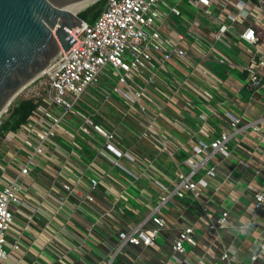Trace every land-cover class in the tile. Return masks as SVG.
I'll return each instance as SVG.
<instances>
[{
	"label": "built area",
	"instance_id": "obj_1",
	"mask_svg": "<svg viewBox=\"0 0 264 264\" xmlns=\"http://www.w3.org/2000/svg\"><path fill=\"white\" fill-rule=\"evenodd\" d=\"M263 32L264 0H105L94 21L84 19L82 26L70 31L74 38L71 48L62 50L24 87L40 79L30 97L36 105L18 128L0 136L13 151L11 162L19 167L16 177L0 184V264H67L65 253L54 259L39 254L25 261L12 257L7 248L19 249L17 243L10 245L9 237L16 205L28 204L23 199L27 191L24 178L49 162L57 167L48 194H59L61 204L56 211L61 212L71 194L83 202H94L98 188L115 195L112 207L128 201V185L116 189L101 159L116 167L121 177L129 176L130 185L142 178L151 180L161 201L151 217L154 226L120 230V243L112 258L127 243L154 244L166 223L161 204L188 192L200 199L201 189L216 173L214 165H207L209 160L216 154L228 157L232 153V131L210 139L196 137L213 131L209 113L202 108L216 107L211 100L219 91L221 78L213 66L237 67L245 86L260 91L264 87ZM240 42L252 49L240 47ZM233 47L244 54V61L237 60L239 55L236 59L228 55ZM109 66L111 70H107ZM99 98L112 107L105 114L97 105ZM171 114H190L195 119L197 129L191 133L194 141L190 146L166 125L184 130L185 116ZM224 117L235 131L249 128L264 133V117L235 116L229 109ZM136 142L142 143L139 147L145 154L136 152ZM179 154L182 160L177 158ZM164 156L177 166L172 186L164 181L166 173L157 163ZM0 167L4 170L2 162ZM202 167H207L204 174L200 173ZM83 181L89 183L85 191L80 188ZM253 201L255 214L264 211V185L254 192ZM34 209L47 213L43 202ZM228 216L229 211L224 210L208 221L207 231L226 228ZM188 245H197L193 224L178 230L172 245L176 260L183 259ZM263 254L264 241L259 251L249 252L248 264H257ZM222 258L241 261L227 251ZM130 264L144 263L134 260Z\"/></svg>",
	"mask_w": 264,
	"mask_h": 264
},
{
	"label": "crops",
	"instance_id": "obj_2",
	"mask_svg": "<svg viewBox=\"0 0 264 264\" xmlns=\"http://www.w3.org/2000/svg\"><path fill=\"white\" fill-rule=\"evenodd\" d=\"M262 40L264 43V32ZM240 47L252 49L250 44L242 42ZM262 48L264 49V44ZM238 52L239 49L233 47L228 55L235 59L239 55L237 60L244 61V54L240 53V56ZM213 67L221 78L219 91H215L211 100L216 107L211 109L202 106L209 113L213 131L210 135L197 134L196 137L210 139L220 135L222 131H232V153L228 157L216 154L209 160L207 165H214L216 173L208 178V186L201 189L200 199H195L188 192L182 198L174 195L171 200L161 204L160 214L166 223L154 244L146 246L127 243L112 258L120 243V230L154 226L151 217L155 214V206L161 201L158 187L151 180L142 178L136 185H130L129 176L121 177L116 167L101 159L102 166L109 170V179L116 189L128 185V201H120L117 206L112 207L115 195L98 188L95 190L94 202H83L78 195L71 194L61 212L56 211L61 204L59 194H48L53 168L57 167L49 162L44 168L34 170L24 178L27 191L23 199L28 204H18L14 209L15 219L9 243H17L19 249L14 250L8 246L11 256L31 261L39 254L54 259L65 253L67 264H130L134 260L144 264H248L249 252L259 251L260 244L264 241V211L255 214L253 208L254 192L264 185V133L252 132L249 128L233 130L224 117V112L229 109L235 116L244 115L250 119L264 117V87L258 92L249 90L243 82L242 71L235 66ZM171 115L181 119V116H185L186 130L174 128L168 123L166 125L181 142L190 146L194 141L190 138L191 133L197 129L195 119L190 114ZM136 151L145 154L141 148ZM148 152L152 156L153 150L150 147ZM12 157L13 153L8 156L6 152L0 157L3 158L0 162L4 165V170L0 167L1 185L19 173V167L11 162ZM177 158H182V155H177ZM157 163L166 173L164 181L172 186L177 166L167 156L157 160ZM207 167H202L200 173L204 174ZM88 185V182L83 181L79 186L86 190ZM130 188H134L135 192H131ZM39 202H43L47 213L34 209ZM77 203H80V207H76ZM224 210L229 211L226 228L208 232L206 223L214 221ZM184 224L195 226L197 245H188L187 254L182 260H176L172 245L179 228ZM69 247H74L75 250L71 252ZM226 251L231 257L236 256L241 261H234V258L223 259L222 255ZM257 264H264V254Z\"/></svg>",
	"mask_w": 264,
	"mask_h": 264
},
{
	"label": "water",
	"instance_id": "obj_3",
	"mask_svg": "<svg viewBox=\"0 0 264 264\" xmlns=\"http://www.w3.org/2000/svg\"><path fill=\"white\" fill-rule=\"evenodd\" d=\"M84 1L0 0V116L62 50L71 48L70 31L84 18L70 10Z\"/></svg>",
	"mask_w": 264,
	"mask_h": 264
},
{
	"label": "trees",
	"instance_id": "obj_4",
	"mask_svg": "<svg viewBox=\"0 0 264 264\" xmlns=\"http://www.w3.org/2000/svg\"><path fill=\"white\" fill-rule=\"evenodd\" d=\"M104 2L105 0H99L96 4L90 6L79 15L89 22L94 21ZM35 105L36 103L33 98L14 99L6 111L8 112V115L3 118L0 123V136L4 135L5 132L13 131L18 128V126L26 120ZM101 119L105 124H108V122L103 117Z\"/></svg>",
	"mask_w": 264,
	"mask_h": 264
},
{
	"label": "rangeland",
	"instance_id": "obj_5",
	"mask_svg": "<svg viewBox=\"0 0 264 264\" xmlns=\"http://www.w3.org/2000/svg\"><path fill=\"white\" fill-rule=\"evenodd\" d=\"M99 0L97 1H94L93 3H91L89 6H86L84 8H81L79 10H77L78 14H80L81 12L85 11L86 9H88L90 6L96 4ZM171 1H175V0H171ZM99 7V5H98ZM112 68L109 66L107 68V70H111ZM109 73L111 74V71H109ZM40 79H37L35 82H33L32 84H30L29 86H27L26 88H24L17 96L16 98L19 99V98H30L34 95V90L37 88L36 86L38 85V82H39ZM114 80V79H113ZM115 82V80H114ZM97 95V94H96ZM98 96V95H97ZM100 97V96H98ZM15 98V99H16ZM101 99L102 98H99V101H97L99 104V107H101V110L103 111V114L106 113V110H110L112 109L111 105L108 104V103H105L104 101L101 103ZM103 100V99H102ZM8 115V112H4L1 116H0V123L1 121L3 120V118H5L6 116ZM142 143L140 142H136L135 143V146H133L135 148V150L139 149L140 150V147L139 145L142 147L141 145ZM146 147L148 146L147 143H143ZM7 153V155L9 156L10 153L12 154V149L10 150V148L7 146V144L0 138V157L5 153ZM136 152H140V151H136ZM0 160H3V158ZM118 171V170H117ZM131 192H135V189L134 188H130L129 189Z\"/></svg>",
	"mask_w": 264,
	"mask_h": 264
},
{
	"label": "bare ground",
	"instance_id": "obj_6",
	"mask_svg": "<svg viewBox=\"0 0 264 264\" xmlns=\"http://www.w3.org/2000/svg\"><path fill=\"white\" fill-rule=\"evenodd\" d=\"M94 1H96V0H86V1L82 2L74 11H72V10H70V11L73 12V13H77L78 14L77 10H79L81 8H84L86 6H89Z\"/></svg>",
	"mask_w": 264,
	"mask_h": 264
}]
</instances>
